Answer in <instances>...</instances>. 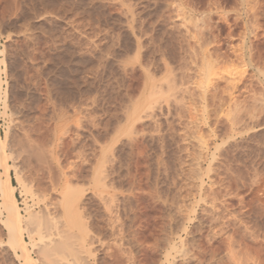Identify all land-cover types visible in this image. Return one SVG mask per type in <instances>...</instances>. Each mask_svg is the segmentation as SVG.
Wrapping results in <instances>:
<instances>
[{"label": "rangeland", "instance_id": "374dc122", "mask_svg": "<svg viewBox=\"0 0 264 264\" xmlns=\"http://www.w3.org/2000/svg\"><path fill=\"white\" fill-rule=\"evenodd\" d=\"M0 50V132L35 243L30 215L62 222L69 178L92 262L116 264L112 215L142 234V264H264V0H0ZM0 215V264H23Z\"/></svg>", "mask_w": 264, "mask_h": 264}, {"label": "bare ground", "instance_id": "6f19581e", "mask_svg": "<svg viewBox=\"0 0 264 264\" xmlns=\"http://www.w3.org/2000/svg\"><path fill=\"white\" fill-rule=\"evenodd\" d=\"M3 54V51L0 50V56ZM5 65V60L2 59L0 57V103H3L6 105V100L4 98H6L4 96L5 92L3 91V80H2V73H4L6 70L2 69L1 66ZM8 67V66H7ZM208 67V66H207ZM208 73V77H209ZM6 75V74H5ZM4 75V76H5ZM205 75V73H204ZM207 77V78H208ZM4 106V105H3ZM8 106V105H7ZM6 107V106H5ZM140 108V107H139ZM7 109V108H5ZM138 110V108H137ZM140 110V109H139ZM6 115V114H5ZM129 119V118H128ZM131 119V118H130ZM132 123V122H131ZM133 124V123H132ZM131 124H129L130 126ZM133 126V125H132ZM11 127V126H10ZM133 129V128H132ZM10 130V129H9ZM1 132H0V165L2 166L1 168L4 169V172H0V194L3 196V202L0 203V214L3 212L7 213V217L6 220L4 221L5 225L7 227H9L8 231L10 233V237H11V241L13 246L15 247L16 250H18L17 257L19 258V260L23 263V264H97L95 262H92V258H95L96 254L94 253V251L92 249H90L92 246V242L89 246L88 243V237L90 236L89 234V227L88 224L86 222V220H84V218H82V215L78 212V200L80 199L79 196L80 191H76V189L74 190V187H72L71 183V179L67 178V180H70V183L68 181L66 182V186H65V191H63L65 193V195L61 194L62 197V209L63 210V216H65L62 220V222L59 221H54L52 218H45L43 219V217H45L44 215H36V214H31L30 218H29V222H35L38 223L39 225V234L41 236V243L38 244L34 242V235L38 233H35L36 231H29L28 229H25L23 227V222H24V216L21 214V209L19 206V202L15 196V186L11 183V177H10V166L7 163V155L5 153V147H6V139L7 137L4 139L1 136ZM113 146V145H112ZM106 149V146H105ZM110 149V148H108ZM107 149V150H108ZM104 150V149H102ZM106 152V151H104ZM109 152V151H108ZM106 152V153H108ZM105 153V155H106ZM114 153V152H113ZM104 154V153H103ZM112 154V153H111ZM104 155V156H105ZM103 156V155H102ZM111 156V155H110ZM200 156V155H199ZM108 157V154H107ZM112 157V156H111ZM201 157V156H200ZM98 158V157H97ZM100 159V157H99ZM122 159V158H121ZM102 160V159H101ZM110 160V159H109ZM113 160V159H112ZM115 160V158H114ZM59 161V160H58ZM104 162V160H103ZM108 162V161H107ZM101 163V161H100ZM110 163V162H109ZM59 164V163H58ZM107 164V163H106ZM111 164V163H110ZM79 166V165H78ZM112 167V166H111ZM114 167V166H113ZM95 168V167H94ZM124 168V167H123ZM122 168V169H123ZM130 168V167H129ZM59 169V168H58ZM73 169V167L71 168ZM76 169V168H75ZM125 169V168H124ZM61 170V168H60ZM65 170V169H64ZM101 170V168H100ZM99 170V171H100ZM107 170V169H106ZM109 170V169H108ZM199 171V169H197ZM68 171V170H67ZM72 171V170H71ZM70 171V172H71ZM102 171V170H101ZM100 171V172H101ZM77 172V171H76ZM75 172V173H76ZM79 172V171H78ZM105 172V170H104ZM110 172V171H107ZM119 172V171H118ZM102 173V172H101ZM193 173V172H192ZM196 173V172H195ZM66 174V173H65ZM114 174V173H113ZM135 174V173H134ZM194 174V173H193ZM71 175V174H70ZM99 175V176H98ZM129 175V174H127ZM61 176V175H60ZM64 176V175H63ZM104 179L106 178V176L104 177L103 174H99L97 173L95 175L97 181H95L97 184H99V187L101 188V193L103 194L105 191H107L109 187H112V183L111 186L108 187L109 184L104 181ZM131 176V175H130ZM198 176V174H197ZM65 177V176H64ZM100 177V179H99ZM108 177V175H107ZM111 177V175H110ZM128 177V176H127ZM200 177V175L198 176ZM60 179V178H59ZM121 179V178H120ZM19 183L21 184V186H23L22 181L20 180V178H18ZM56 180V179H55ZM58 180V179H57ZM73 180V179H72ZM112 180V179H110ZM201 180V178H200ZM198 179V181H200ZM113 181V180H112ZM111 181V182H112ZM213 181V179H212ZM215 181V180H214ZM58 182V181H56ZM63 182V181H62ZM129 182V181H128ZM201 182V181H200ZM203 182V180H202ZM216 182V181H215ZM103 183V184H102ZM109 183V182H108ZM197 183V182H196ZM140 184V183H139ZM203 184V183H202ZM132 185V184H131ZM138 185V184H137ZM115 187V185H113ZM197 186V185H196ZM201 186V185H200ZM112 187V188H114ZM117 187V186H116ZM99 188V189H100ZM111 188V189H112ZM128 188V186H127ZM23 189L24 186H23ZM64 189V188H63ZM200 190V189H199ZM26 191V190H24ZM60 191V190H59ZM116 191V189L114 190ZM118 191V190H117ZM133 192V191H132ZM211 192V191H210ZM96 193V192H95ZM121 193V192H120ZM142 193V192H141ZM100 194V195H102ZM109 194V193H108ZM111 194V193H110ZM117 194V193H116ZM131 194V193H130ZM148 194V193H147ZM161 194V193H160ZM99 195V194H98ZM115 195V193H114ZM129 195V194H128ZM200 195V194H199ZM198 195V196H199ZM227 195V194H226ZM229 195V194H228ZM63 196H65V200H63ZM151 196V195H150ZM110 197V196H109ZM128 197V196H127ZM131 197V196H130ZM152 197V196H151ZM208 197V196H207ZM99 198V197H98ZM103 198V197H102ZM104 201H106L105 205L107 207H110V205H112L111 203L113 202V198H103ZM106 199V200H105ZM64 201V202H63ZM212 202V201H211ZM61 202H59L58 204H60ZM222 204V202H221ZM224 204V203H223ZM232 204V203H231ZM198 205V204H197ZM60 206V205H59ZM194 206V205H193ZM58 207V206H57ZM118 207V206H117ZM82 208V207H81ZM106 208V207H105ZM173 208V207H172ZM202 208V207H201ZM204 208V207H203ZM210 208V207H209ZM216 208V207H215ZM48 209V208H47ZM220 209V208H219ZM109 210V208L107 209ZM111 210V207H110ZM109 210V211H110ZM139 210V209H138ZM211 210V208H210ZM46 211V209H45ZM205 211V209L203 210ZM62 212V211H61ZM60 212V213H61ZM81 212V211H80ZM87 212V211H86ZM214 212V211H213ZM222 212V211H221ZM38 213V212H37ZM108 213V212H106ZM110 213V212H109ZM205 213V212H204ZM212 213V212H211ZM226 213V212H225ZM213 215V214H212ZM223 215V214H222ZM1 216V215H0ZM42 216V217H41ZM57 216V215H56ZM60 216V215H59ZM85 216V215H84ZM224 216V215H223ZM222 216V218H223ZM62 218V216H60ZM200 217V216H199ZM210 217V216H209ZM59 218V217H58ZM55 219V218H54ZM60 219V218H59ZM169 219V217H168ZM213 219V218H212ZM236 219V218H235ZM238 219V218H237ZM211 220V219H210ZM233 220V219H231ZM88 221V220H87ZM127 220L122 219L120 216L119 217H114L111 215L109 216L108 219V226L109 228V238L110 236L112 237V243H110L109 245H107V251H106V255L107 257H111L114 259V261H116V264H142L141 263V259L138 257V255H136V253H133V247H135V245L137 247H143L144 244L141 243V237L140 235H142L140 232L136 231V230H130L127 228L126 226V222ZM192 221V220H191ZM217 221V220H216ZM58 222V223H57ZM61 222V224L59 225V223ZM171 222V221H170ZM214 222V221H212ZM234 222V220H233ZM219 223V222H218ZM228 223V222H227ZM231 223V222H230ZM28 224V223H27ZM106 224V225H107ZM182 224V223H181ZM239 224V223H238ZM31 225V224H30ZM166 225V224H165ZM170 225V224H169ZM184 225V223H183ZM182 225V226H183ZM216 226V225H215ZM34 227V226H33ZM203 228V227H202ZM31 229H33L31 227ZM161 229V227H160ZM182 229V228H181ZM173 230V229H172ZM27 231L28 235H29V239L31 240V242H27L26 239L24 238V233ZM179 231V230H178ZM162 232V231H161ZM208 232V231H207ZM96 233V232H95ZM140 233V234H139ZM34 234V235H33ZM196 234V233H195ZM100 235V234H99ZM213 235V233H212ZM216 235V234H215ZM103 236V235H102ZM168 236V235H167ZM106 237V236H104ZM144 237V236H143ZM172 237V236H171ZM214 237V236H213ZM91 238V237H90ZM97 238V237H96ZM94 239V238H93ZM152 239H155L154 237ZM161 239V238H157L156 240ZM184 239V238H182ZM95 240V239H94ZM109 240V239H108ZM110 240V241H111ZM200 240V238H199ZM90 241V240H89ZM92 241V240H91ZM99 241V240H98ZM106 241V240H105ZM144 241V240H143ZM146 241V240H145ZM155 241V240H154ZM162 240H158L155 242H152V245L148 247L147 251V256L149 255L150 258H156L158 252H157V248L159 244V242H161ZM164 241V240H163ZM167 241V240H166ZM108 242V241H107ZM171 242V241H170ZM210 242V241H209ZM141 243V245H140ZM168 243V245L162 249V253L164 256L163 258H166V261H171L172 258V251L173 250H177V247L175 246V242L173 244L169 243L168 241L166 242ZM189 243V242H188ZM32 246V248H36L38 247V256L39 258L36 259L35 257H33V251L30 249V245ZM102 244V243H101ZM143 244V246H142ZM134 245V246H133ZM105 246V245H104ZM103 246V247H104ZM130 246V247H129ZM178 246V245H177ZM90 247V248H89ZM102 247V246H101ZM129 247V248H127ZM162 247V245L160 246V248ZM133 248V249H132ZM147 248V247H146ZM158 248V249H160ZM179 248V247H178ZM97 249V248H96ZM181 249V247H180ZM189 249V248H188ZM103 251V250H102ZM159 251V250H158ZM182 251V250H181ZM187 251V250H186ZM183 251V252H186ZM195 251V250H194ZM145 252V251H144ZM191 252V251H190ZM189 252V253H190ZM215 252V251H214ZM103 253V252H102ZM108 253V254H107ZM176 253H178V251H176ZM179 254V253H178ZM184 254V253H183ZM191 254V253H190ZM182 255V254H181ZM198 255V254H197ZM217 255V254H216ZM142 256V255H141ZM185 256V255H184ZM191 256V255H190ZM194 256V255H193ZM106 257V258H107ZM180 258V257H179ZM216 258V257H215ZM222 259V258H221ZM203 260V259H202ZM109 261V260H108ZM178 261V260H177ZM217 261V260H216ZM103 262V261H102ZM113 262V261H112ZM143 262V261H142ZM214 262V261H213ZM201 263V262H200ZM103 264V263H101ZM163 264V263H162ZM167 264V263H166ZM186 264V263H185ZM202 264V263H201Z\"/></svg>", "mask_w": 264, "mask_h": 264}]
</instances>
